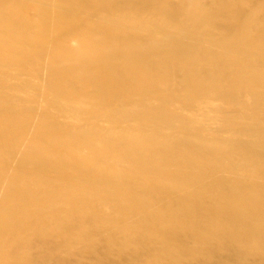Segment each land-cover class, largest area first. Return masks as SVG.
<instances>
[{
    "label": "bare ground",
    "instance_id": "6f19581e",
    "mask_svg": "<svg viewBox=\"0 0 264 264\" xmlns=\"http://www.w3.org/2000/svg\"><path fill=\"white\" fill-rule=\"evenodd\" d=\"M0 264H264V0H0Z\"/></svg>",
    "mask_w": 264,
    "mask_h": 264
}]
</instances>
